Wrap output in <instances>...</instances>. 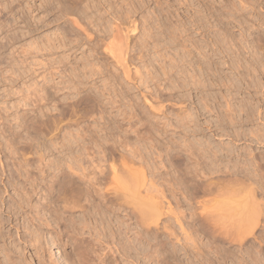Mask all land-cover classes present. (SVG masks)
<instances>
[{"label": "bare ground", "instance_id": "bare-ground-1", "mask_svg": "<svg viewBox=\"0 0 264 264\" xmlns=\"http://www.w3.org/2000/svg\"><path fill=\"white\" fill-rule=\"evenodd\" d=\"M12 1L0 0V10L9 8V4ZM53 1L49 0V5L47 6L50 10H53L54 19L60 20L57 27L61 30L62 37L65 36L70 41L71 46L69 49L80 47L82 45L80 41L82 42L84 38V43L89 52L96 51L95 44L100 45L102 52L108 55L111 66L115 68V71L109 72V74V68L99 66L97 58L90 53L87 54V50L82 51L83 57L81 58L83 59L79 64V70L85 79L84 85H89L86 93L76 98L74 107L76 108L77 106L79 109L78 106L84 104L92 109V106H95L99 109L101 115L99 117L106 119L102 115L104 111L103 102H100L93 93L91 95L90 91L92 92V89H96L100 96L104 97V99L107 98V104H112L116 100L113 101L114 98L110 99L108 95H103L108 92L109 88H107L105 83V80L107 81L105 78L107 77L106 73L104 72L105 77L103 78L98 75V72L106 71L108 76L113 79V83L110 81L113 85L119 82V78H122L128 84L131 81V69L138 72L137 66L130 67L132 62L131 58H128L129 45L127 37L129 31L127 28L134 27L133 21L124 19L118 10L113 9L111 11L109 9V11L107 9L104 11L107 18L98 14L97 16H92L93 20H96L94 23H96L98 28L89 31L90 28L88 29L87 26L90 23L87 25L84 17L80 15L79 11L81 10L78 11L80 9L79 6L84 1L86 2L85 8L90 7L88 0H70L71 9H65L62 5L61 7H56ZM241 3L242 0H239L240 8L235 6L233 12L228 10L226 16L224 14V24H229L230 18L235 19L237 17L238 12L236 14V11L246 9L245 5L247 4L244 5L243 3L241 5ZM5 19L10 20V17ZM89 22L92 21L89 20ZM192 26H195L197 33L199 29L197 20L192 22ZM168 28L165 29L170 30ZM175 28L177 30L178 26ZM159 33L162 34L160 31ZM204 34L205 32L199 33L202 36ZM224 34L226 35V33ZM170 37L172 38L173 36ZM64 42L61 45L65 44ZM213 45L216 46L213 50L214 54L223 52V48H221L222 50L219 49L216 41L213 42ZM192 46L193 50L191 51L194 52V56L192 60L189 59L188 66H191L190 70L180 64L181 59H178V53H176L173 58L174 61L172 60L173 62L169 68L171 74L169 75L174 76V73L178 75L174 79L176 87H186L188 85L190 89L199 93V97L195 95L196 99L200 101L199 103H201L200 105L203 109H207L206 111L210 110V97L223 100L224 111L222 109L216 110L215 133L212 134L211 128L209 129L208 127H205L207 129L206 132L201 131V126L196 120L190 119L193 123L186 126L189 133L188 138L183 139V144L179 149L165 143L163 152L169 166V177L163 179L166 184L161 181V176L156 175L153 171V166L148 161L149 159L143 151L140 141H136V149H128V155L124 154L126 152L123 151L115 153L118 150L116 149L117 147L115 148L108 142L112 136H108V132L101 135L98 134L96 127L91 129L89 133H81L79 130L73 132L68 129L63 134L61 133L62 135L58 142L53 140L56 133H52V136L50 135L47 139H41L43 141H39L36 144L43 151L48 150L52 153V148H55L58 144L61 150L66 149L68 154L67 156L61 154V157L54 155V158L46 160L44 153H40L39 158L43 162L41 167H38V169L36 167V171L33 170L35 169L33 166L28 168L29 159L26 157L20 158V166L24 167L22 170L20 167H13L8 159L5 162H1L0 172L3 177L0 178V187H2L0 189V264H148L150 255L153 260L155 258L153 264H160V259L158 258L160 255L159 250H163L171 258L164 259L163 264H226L227 260H229V264H243L242 262L245 261L243 260V246L252 237H255V242L257 243V246L255 245V262L261 261L260 256L264 254V206L261 203L262 198L260 200L257 199L256 194L258 195V192L260 193L259 195L262 192L264 193V107L261 109L259 104L255 102L254 108L248 95L247 98L250 101H246L248 103L242 101L245 97H242L238 103H235V100V104L231 103V100L239 93V90H237L240 87L238 82L241 80L240 75H242L239 73V69L240 67H248V64L245 65L239 62L240 52L235 53V57L233 56L234 58L230 63L224 60L223 64L227 63L231 70L229 76L224 74L222 76L219 67V69L211 67L213 65L210 61L211 56L206 50L208 43L199 44L197 37H194ZM256 62L255 64L257 65ZM255 67H252V71L255 70ZM64 69L63 65L59 66L55 73L63 72ZM54 70L52 71L51 69L49 73L50 76L48 78L51 80L55 74ZM74 70L75 68L72 69L74 73H71V75L80 77L79 72L77 71L76 73ZM95 74L96 76L93 78L92 76ZM164 74L166 73L164 72ZM97 78L101 81L100 85H97ZM72 79H66V83L71 82L74 84L72 87L75 88V82L71 81ZM143 80V77L138 75L135 81L141 83ZM136 82L130 83L136 87ZM251 83L255 87V92H258L261 82L259 84V81L252 78ZM118 86L119 83L116 87ZM221 87L224 90L222 93ZM139 93L150 108L156 106L157 103L154 104L150 99L151 97L147 98L146 93L142 91H139ZM120 94L123 93L120 92ZM247 94L249 93L247 92ZM221 103L217 104L221 106ZM196 105L194 109L197 108ZM131 106H127L130 113H132ZM81 108L79 109L80 111ZM117 112L116 116L114 115L115 117L121 115L119 107H117ZM75 113L77 114L78 112ZM254 113V119L257 122L253 130L255 132H249L253 134L252 136L255 137V141L259 145L262 143L263 149H255V153L247 156L250 149L247 152L244 151L245 154L241 152L236 142L245 136L246 132L243 126L253 121ZM110 117L112 119V116ZM111 119L107 118L106 121L109 122ZM139 119L142 118L140 117ZM116 123L113 124L118 128L120 123ZM54 125L53 131L61 130V125L59 127L56 122ZM149 125L151 126L150 123ZM105 127L111 129V127ZM53 131L51 130V132ZM128 132V130H124L122 132L123 137L121 136L125 146L129 143ZM12 134L18 135L14 131ZM214 134L218 135L219 139H216ZM224 135L227 138V140L225 139L226 141L222 139ZM86 144L90 145L87 147ZM92 144L100 145L102 151L106 152L109 157L113 156V154H119V156L117 155L119 163L115 165L116 162L114 163L112 160L113 163L109 162L105 166L100 163L102 159L99 155L100 157L98 156L94 169L88 170L87 167H83L81 161L82 151L90 149ZM72 145L76 146L75 150ZM23 154L25 155V153H22L20 157H23ZM6 157L4 156L5 159ZM24 176L25 179L22 180ZM253 176L255 177V187L252 184V179H250ZM211 177L215 178V180H212ZM159 179H161L162 183ZM246 179H250L252 183L250 184L251 181L247 180L249 182L246 184ZM26 181H28L29 188L25 187ZM8 185L13 186V189L17 190V192L19 191L23 197L25 196L23 200L26 201L29 207L27 210L23 209L24 203L22 201H16L7 192ZM29 190L36 194L37 190L42 192L43 199L46 201L43 206H47V217L46 212L42 210L43 206L40 207L38 204L30 203L33 199ZM197 197H203V199L201 198L198 201ZM207 197L210 198L208 199ZM212 198H217V200L219 198V200L212 205ZM171 201H174L177 207L186 205L185 210H178L176 207L175 212L171 207ZM116 210L125 211L126 216L129 217L134 216L136 228L133 231V239H130L128 234L130 230L128 225H126L124 231H121L120 226L124 224L122 219H116L117 228L112 225L111 219L113 217L116 218ZM186 210L189 211L188 218L191 221V225L194 224L192 225L194 226L193 228L191 226L192 229L184 227L186 222L183 225L182 216ZM96 214H99V219ZM163 214L174 217L177 223L176 229L162 223V226L160 225L159 219H161ZM102 215L104 217H101ZM35 223L36 225L34 226L33 224ZM48 231H50V234H48ZM148 236L154 242V247L152 246L153 249L150 248V250L146 246V243L149 242ZM207 236L211 238V241L202 243L203 238L201 241L199 240L201 237ZM131 240L133 241L132 244H130ZM222 245L226 246L220 249ZM231 247L232 250L227 249ZM54 248H56L55 252H53ZM210 253L213 257L209 255ZM245 253L249 254V251ZM179 256H182L183 259Z\"/></svg>", "mask_w": 264, "mask_h": 264}, {"label": "rangeland", "instance_id": "rangeland-1", "mask_svg": "<svg viewBox=\"0 0 264 264\" xmlns=\"http://www.w3.org/2000/svg\"><path fill=\"white\" fill-rule=\"evenodd\" d=\"M69 2L70 0L53 1L56 7H61L62 5L65 9H71L70 7H72V5H70L71 2ZM243 3L244 5L247 4L245 5L246 9H239L238 11H236V14L238 12L237 17H235V19L230 18V23L224 24V14L226 16L228 10L233 12L235 6H238V8H240L239 0H88V4L90 5V7L88 8H85L86 2L84 1L79 6L80 9H78V11L81 10L79 12L80 15L84 17V21H87H85V23H87V25L90 23L89 26H87L88 29L90 28L89 31H93L98 28V26H96V23H94L96 22V20L94 21L92 16H97L98 14L105 16L104 18H107L104 13V11L107 9H110L111 11H113V9L118 10L119 13L123 15L124 19L133 21L134 27L127 28V30L129 31L127 37V43L129 45L128 58H131L132 62L130 67L133 68L134 66H137L138 72H135L134 69H131L130 82H136L135 80L137 79L138 75H141L144 79L141 83L136 82V87L133 86L130 82L127 84L126 81L122 78H119V82L115 83L114 85L112 84L113 79L108 76V73L114 72L115 68L111 66L108 55L102 52L100 45L95 44L94 47L97 48L96 51L94 50L92 52H89L87 50L88 48L86 44L84 43L85 39L83 38L82 42L80 41V44L82 43L83 45H81L82 47H72L71 49H69V47L71 46L70 41L67 39V37H62L61 30L57 27L60 20L54 19L53 10H50L47 6L49 5V0H13L9 4L10 9L8 7L6 9L1 7L0 163L5 162L8 159L13 167H20L22 170L24 169V167L22 166V168L20 166V158L26 157L27 159H29L28 168H32L33 166V168H35L33 170L36 171L38 167H41L43 162L42 159L39 158L40 153H44V157L46 160L52 159L54 155L56 157H61V154L64 156H67L68 154L67 150H61L58 144L55 148H52V153L48 150L43 151L41 147L38 148L36 144L37 142L49 138L50 135L52 136V133H56V136L55 138H53V140L58 142L61 138V135L65 131H68V129L73 132L79 130V132L81 133H89L91 129H94L96 127V129L99 131H97L98 134L101 135L105 134V132H108L107 135L112 136L108 142L110 143V145L115 146V148L117 147L116 149L119 150H116L115 153L123 151L126 152L124 154L128 155V149H136V141H140L142 148L144 149L143 151L149 159L148 161L153 166V171L156 175L161 176L162 180L159 179V181L161 180L163 182V179L169 177V166L166 162L163 152L165 143L173 145L179 149L183 144V139L188 138L189 133L186 129V126L193 123L190 121V119H193V121L196 120L199 126H201V131L206 132V128L208 127L209 129L211 128L212 134L215 133L214 129L216 123V110L222 109V111H224L225 109L224 106H222V99L218 97L219 100H217L210 97V110L206 111L207 109H203L200 105L201 103H199L200 101L196 99L195 95L199 97V93H196L195 90L193 91L192 89H190L188 85L186 87L189 90L186 87H176L174 79L175 77H178V75L174 73V76H170L171 74L169 72V68L174 61L173 58L176 53H178V59H181L180 64H182L183 67L185 66L187 70H190L191 66H188V64L189 59L192 60L194 56V52L191 51L193 50L192 39L194 37H197L199 44L208 43L206 50L207 53L211 56L210 61L211 64H213L211 65V67L213 69L219 67L220 69H218L222 76H229V72L231 70L229 69L227 63L225 65L223 64L224 60L230 63L231 60H233V58L235 57V53L240 52L239 62L245 65L248 64V67H240L239 69V73L242 74L240 75L241 80L238 82V86L240 87L237 90H239V93L237 92L238 94H236L235 98L231 100V103H238L242 97H245L244 99H242V101L246 102L250 99L254 108L255 102L259 104L261 109L264 107V0H242L241 5ZM83 9L84 11L82 12ZM9 11H11L12 13H9ZM83 13L86 15H84ZM6 17H10V20H6ZM199 19H201L202 21H199ZM89 20L92 22H89ZM196 20L200 29H198L197 33L195 30V26H192V22ZM220 21H222L223 23ZM199 23L201 26L199 25ZM172 25L174 27L178 26L177 30L176 28L174 29ZM165 28H168L170 30H166ZM159 31L162 34H160ZM173 31L176 32L174 33ZM198 32H205V34L204 36H202L199 35ZM224 33H226V35ZM224 35L226 36L225 39ZM170 36H175V38L173 39V37L171 38ZM214 41H216L219 45V49L223 48V52L214 54L213 50L216 48L215 45L212 46ZM63 42L65 44L61 45V43ZM83 50H87V54L90 53L95 58H97L99 66H104L105 68L110 69L108 73L103 70L101 74L99 73V71L98 75L103 78L105 77V75L109 77H105L107 79V81L105 80L106 86L107 88L109 87L107 90L109 94H107L108 92L105 91L106 93H104L103 95H108L110 99L114 98L113 101H116L112 104H107V96L105 97L106 99H104V97L100 96V93H97L96 89H92V92L90 91L91 95L93 93L98 97L100 102H103L102 104H104L102 105L104 107L102 115L106 118H103L104 120L99 117L101 116L99 109L95 106L91 105L92 109H90V106L88 107L84 104H82V106L79 105V109L82 107L81 111L77 108V106L76 108L74 107L76 98H78L82 94H85L86 89L89 85H84L85 79L83 78L79 70V64L83 59L81 58L83 57ZM255 62L257 63V65L255 64ZM62 65L63 67H65V72L63 71L56 74L55 70H57V68L59 69V66ZM253 66H256L254 71H252ZM74 68V71L76 73L77 71L79 72L80 77L75 76V78L73 75H71V73H74L72 71V69ZM51 69L52 71L54 70L55 73L52 80L48 78L50 76L49 73L51 72ZM104 72L106 73L105 75ZM164 72L166 74H164ZM95 76L96 74L92 77L94 78ZM70 78H73L71 81L75 82V88L72 87L74 86V84H72L71 82L66 83V79L69 80ZM252 78L256 81H259V84L261 82V87L258 92H255V87L252 86ZM97 80V85H100V79L97 78L96 81ZM70 83L71 85H69ZM118 83L119 86L116 87ZM248 84L250 85L248 86ZM76 85L78 88L76 87ZM110 85L112 86V89H114L113 91ZM184 90L186 91L185 93ZM139 91L146 93L147 98L151 97V101H153L154 104L157 103L156 106L154 108H150L147 103L144 102ZM222 91L224 90L221 87V93ZM120 92H122L123 94H120ZM247 92L249 94H247ZM123 95L126 96L123 97ZM247 95L249 99L247 98ZM219 101L222 102L221 106L220 104H217L220 103ZM128 105H132V113H130V111L128 110ZM195 105L197 106L196 109H194ZM212 106L213 108H211ZM117 107H119L121 115L115 117L118 113ZM74 111L78 112V115ZM110 116H112V119ZM27 117H29L30 119ZM77 117L79 120L77 119ZM140 117L142 119H139ZM254 117L255 113L253 115V121H250L249 123H247V125L243 126V129H245L246 132L245 136L243 137L245 139L242 138L238 142H236L241 149V152L245 153L244 151L247 152L250 149L249 151L251 153L248 151L249 154L247 153V156H251V154L255 153V149H263L261 146L262 143L261 145H259V143L255 141V137L252 136L253 134L249 132L255 129V124L257 122H255ZM107 118L111 120L107 122ZM54 120L56 122V125H58L59 127L62 126L60 131H53L55 126ZM115 122H117L118 124L120 123L118 125V128L116 127V125L114 126L113 123ZM149 123L151 124V126L149 125ZM48 125L50 126V129ZM11 126L12 128H10ZM52 126L53 128L51 129ZM105 126L111 127V129H107ZM121 129L123 131H129L127 133L129 143H127L126 146L125 143H123V131ZM51 130L53 132H51ZM13 131L17 132L18 135H13ZM214 136L216 139H219L218 135L214 134ZM222 139L224 141L227 140L225 135ZM108 142L107 144H109ZM86 145L88 147L90 144ZM72 146L75 150L76 146ZM100 147V145L98 146L92 144L90 149H86L87 151H82L83 153L81 156V161L83 167H87L88 170L94 169L99 155L102 159L100 163L105 166L109 164V162L113 163V161L114 163L116 162L115 165L119 163V160L117 158L119 154H117L118 156L116 154H113V156L109 157V155L106 154V152H103L102 148ZM22 153H25V155L23 154V157H20ZM4 156H7L6 159L4 158ZM1 175L2 174L0 172V178L3 177ZM23 179H25V176L22 177V180ZM211 179L215 180V178L213 177H211ZM250 179H252L253 183ZM250 179H246V181H244L247 182L246 184H248L249 181L247 180H250V184L252 183L255 187V177L253 176ZM163 183L166 184V182ZM25 184V187L29 188L28 181H26ZM1 188L2 187H0V189ZM7 188V192L12 195V198L16 201H22V203H24L23 209L27 210L29 207L26 201L23 200L25 196L23 197L19 191L17 192V190H14L13 186L11 185H8ZM29 192L33 199L32 201H30V203H35L38 204V206L42 207L46 202L43 199L42 192H38V190L37 194L31 190H29ZM262 193L261 195H259L260 193L258 192V195L256 194V197L259 200L262 198V202H260L264 206V193L263 195ZM201 198L203 199V197H197L196 199H198L199 201L201 200ZM207 198L209 199L210 197ZM218 200L217 198H212L211 204H216ZM43 207L44 208L42 210L43 212H46L47 217V206L45 207L44 205ZM171 207L176 212L177 208L178 210H185L184 208H186V205L177 207L174 201H171ZM188 212V210L184 211L182 220L183 225L185 224L184 222H186L184 227L191 228V226L194 224L191 225V221L188 218ZM115 215L116 218L113 217L111 219L114 228H117L116 219H122V223L124 224L120 226V228L122 229L121 231H124L126 225H128L130 229L128 231V234L130 236V239H133V231L136 228V225L134 223V216H126L125 211L122 210H116ZM96 217H98L99 219V214H96ZM101 217L104 216L102 215ZM183 218L186 220L184 221ZM159 222L160 225L162 223L163 225H167L171 228H177V223L175 222L172 215L163 214L161 216V219H159ZM189 224L190 226H188ZM33 225L35 226L36 223ZM33 225H31V227H33ZM193 227L194 226H192V228ZM49 232L50 231H48V234H50ZM251 239V242L249 241L247 244H245V246H243V260L245 261L242 263L264 264V254L260 256V262H255V245L257 246V243L255 242V237H252ZM199 240L204 243L206 241H211V238L207 236L201 237ZM148 241L149 244L146 243L147 249H153L154 242L153 240L149 239V236ZM132 243L133 241L131 240L130 244ZM225 246H220V249ZM227 249L232 250V247ZM53 250V252H55L56 248H54ZM161 251L163 250H159L161 256L159 255L158 258L160 259V264H163L165 261L164 259L167 260L171 258L169 255H166L164 251ZM246 251H249V254L245 253ZM209 255L213 257L211 253ZM150 257L151 255L148 257V260L150 259L148 261V264H153L155 258L153 260V257ZM179 257L183 259L182 256ZM229 263V260H227L226 264Z\"/></svg>", "mask_w": 264, "mask_h": 264}]
</instances>
